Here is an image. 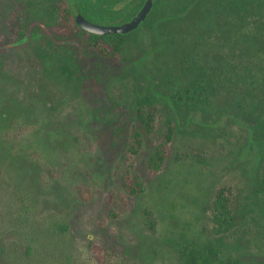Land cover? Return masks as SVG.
<instances>
[{
    "label": "rangeland",
    "instance_id": "1",
    "mask_svg": "<svg viewBox=\"0 0 264 264\" xmlns=\"http://www.w3.org/2000/svg\"><path fill=\"white\" fill-rule=\"evenodd\" d=\"M139 51V43L126 46L124 57L139 61ZM156 57H146L150 69L174 62ZM114 70L106 68L105 101L55 90L32 98L0 74L8 118L0 130V264H186L183 247L205 242L219 248L213 264H264V152L249 131L219 120L220 104L190 119L162 89L155 129L139 147L130 128L147 82ZM175 117L168 154L153 169L150 157ZM125 178L141 179L142 190L127 192ZM219 194L236 220L224 237L212 233Z\"/></svg>",
    "mask_w": 264,
    "mask_h": 264
},
{
    "label": "trees",
    "instance_id": "2",
    "mask_svg": "<svg viewBox=\"0 0 264 264\" xmlns=\"http://www.w3.org/2000/svg\"><path fill=\"white\" fill-rule=\"evenodd\" d=\"M141 1L72 0L85 18L103 24L130 20ZM137 43L139 61L132 55L125 59L126 46ZM152 53L174 62L150 69L145 62ZM111 67L118 75L133 73L147 82L148 93L136 98L130 128L137 146L155 129V102L164 89L172 106L193 120L220 104L214 108L219 120L228 117L246 128L250 143L264 152V0H153L134 30L108 34L83 28L70 0H0V74L33 90L32 98L55 90L62 98L105 101L106 68ZM2 102L0 97V107ZM1 110L0 130L8 125ZM204 122L200 128L210 129ZM168 124L166 142L150 157L153 169L168 154L177 117ZM124 186L137 194L143 182L125 178ZM215 203L212 233L224 237L235 226V215L226 196L217 195ZM180 254L186 264H213L219 248L205 242L183 247Z\"/></svg>",
    "mask_w": 264,
    "mask_h": 264
},
{
    "label": "water",
    "instance_id": "3",
    "mask_svg": "<svg viewBox=\"0 0 264 264\" xmlns=\"http://www.w3.org/2000/svg\"><path fill=\"white\" fill-rule=\"evenodd\" d=\"M75 20L86 30L97 33V34H108V33H127L134 30L141 21H143L148 12L150 11L153 0H147L143 7L136 13V15L130 20L120 24H103L95 21H91L85 18L75 8L74 3L70 0Z\"/></svg>",
    "mask_w": 264,
    "mask_h": 264
},
{
    "label": "flooded vegetation",
    "instance_id": "4",
    "mask_svg": "<svg viewBox=\"0 0 264 264\" xmlns=\"http://www.w3.org/2000/svg\"><path fill=\"white\" fill-rule=\"evenodd\" d=\"M145 2H146V0L141 1V2L139 3L140 9L143 7V5L145 4ZM140 9H139V10H140ZM139 10H138V11H139ZM132 18H133V17H132ZM132 18H131V19H132ZM131 19H130V20H131ZM130 20H127V21H130ZM124 22H126V21H124Z\"/></svg>",
    "mask_w": 264,
    "mask_h": 264
}]
</instances>
